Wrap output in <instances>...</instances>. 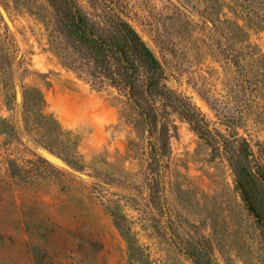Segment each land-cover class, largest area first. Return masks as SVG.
Listing matches in <instances>:
<instances>
[{"label": "rangeland", "instance_id": "rangeland-1", "mask_svg": "<svg viewBox=\"0 0 264 264\" xmlns=\"http://www.w3.org/2000/svg\"><path fill=\"white\" fill-rule=\"evenodd\" d=\"M28 1L0 0V264H193L199 247L264 264L228 166L246 146L264 174V0H117L170 91L157 152L116 91L65 69ZM27 90L61 135L25 124Z\"/></svg>", "mask_w": 264, "mask_h": 264}, {"label": "trees", "instance_id": "trees-1", "mask_svg": "<svg viewBox=\"0 0 264 264\" xmlns=\"http://www.w3.org/2000/svg\"><path fill=\"white\" fill-rule=\"evenodd\" d=\"M23 8L43 24L50 50L65 69L95 89L116 91L123 105L140 117L153 138L155 152L162 149L157 116L170 91L163 84L160 63L126 20L125 7L117 0H29ZM22 98L25 124L38 113L48 122L43 127L62 134L56 120L40 114L45 101L39 91L27 90ZM124 114L125 110L121 111ZM230 154L228 166L246 215L264 237L262 167L248 159L250 150L246 146L230 150ZM184 250L193 264H213L205 247ZM260 258L264 262V251Z\"/></svg>", "mask_w": 264, "mask_h": 264}]
</instances>
